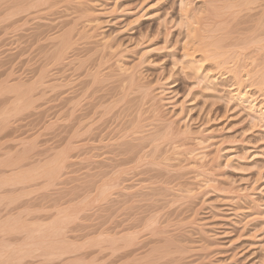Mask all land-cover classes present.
<instances>
[{
    "label": "rangeland",
    "instance_id": "1",
    "mask_svg": "<svg viewBox=\"0 0 264 264\" xmlns=\"http://www.w3.org/2000/svg\"><path fill=\"white\" fill-rule=\"evenodd\" d=\"M190 1H192L191 5L201 13V18L206 17L207 15V18H215L214 14V17H211L213 16L211 15L212 12L210 13L212 7L209 9L207 7L209 6L208 3L210 0ZM225 1L219 0L217 2L218 10L221 11L220 13H224V15L226 14L225 18H244V11L240 9L241 6L238 2L237 6L235 5L236 2H233L232 0H228V2L227 0ZM229 1H231V4L234 6H231ZM226 3H229L227 5L228 7L226 6V9L224 8L226 11H222L223 6H225ZM253 5L256 6V4ZM90 6L91 8H94L92 10L95 12H100V29L98 28L99 30L96 33L98 35L95 36L96 39L92 38L94 40L90 39V41L87 37H85L84 40L82 39L80 41L82 42L80 44L81 48L84 46L89 47V45L92 47L95 45L94 42L96 41V46H99L105 38L109 39L106 41H110V44L112 43L114 47L115 44L116 46H119L115 47L120 48L119 51L117 50L119 53L121 51V55L119 54L117 56H121V58L125 60L126 65L133 66L135 64L138 66L137 74L140 82L142 81L144 84L147 83L148 85L150 84V86H154L157 93L163 90L164 102H162V107H160V109L162 108V111H160L159 115L155 114L152 110V101L145 102L144 106L141 107L139 105H143V100L145 99L141 100V98H139L136 100L139 101V107L137 108L136 106L138 102H134L137 104L133 108H136L138 111V108H142L143 110L141 111L140 109L139 111V114L142 112L139 116H141V120L144 122L143 124L148 123L149 126L147 128L150 129L157 125H163L164 120H174L176 128L184 130L187 128L194 135L210 136V142L213 144V147L209 150L211 153H215V151H217L216 148L221 151L219 153L220 166L215 172L216 181L217 178H219L217 182L215 181V183H218L216 184L217 186L215 185L217 190L214 187L210 188L211 190L208 189V193L206 191V194H202L194 200L186 197L179 198L181 201L179 200L177 202H182L183 205H185L184 207L182 203H179V206L178 203H175L177 206L174 204L175 206H173V208L177 207L176 209H179V211L181 209L183 210H181V213L177 216L174 215L175 218L177 217L176 220L173 216L170 218V222H172L171 226L168 227V232L170 230V232L174 234L173 236L171 234V236L175 239L177 238V241L175 245L176 247L173 246L175 252L167 257L168 259L166 258L164 260H167L168 264H264V128L261 126V123H255L251 118L248 102H242L232 94L233 89L237 85L236 80H234L235 77L232 75L233 73H226L227 69L224 67L220 68L221 66L217 65V63L214 64L212 62L213 59H202L201 54H197L193 61L191 58L184 57L183 48L185 41L188 38V25H186L188 23H186L187 21H185L186 19L183 16L181 0H94ZM147 8V14L142 16ZM256 10L252 9L250 13L254 14V11L256 12ZM231 11L234 12L229 16V13H232ZM249 18H251V15ZM54 19L56 20L51 22V18H45V22L52 24L53 22L56 23L57 20H60V18ZM11 20L13 21V19H10L8 22L5 21L4 18H0V83L8 80L9 84H15L16 82L30 84L32 81L37 80V75L40 74L41 67H45L47 62L46 57L48 58V55L46 52L50 46L49 41L46 40L47 37H44L41 42L39 40V44L35 41V34H38L39 29L44 30L46 28L45 24L47 26V23L42 22L44 20L40 21L39 19L37 21L36 19L30 18L27 22L21 21L18 24L14 23V25ZM22 23L23 25H21ZM40 24H43L42 26L45 28L43 29ZM69 25L71 24H68V26ZM240 25L241 24L238 26L237 24L235 25L238 27L237 29L234 26V31L236 33H238V31H245V29L240 30L242 28V25ZM39 26L41 28H39ZM4 27L8 28V32H6ZM35 29L36 31L34 32ZM47 29L48 28L45 30ZM41 30H39V33L43 32ZM53 32L54 31L51 30L49 33L53 34ZM102 36L103 38H101ZM98 39L102 41L99 43ZM42 41H47L45 42L47 44L42 43ZM87 42L88 44H86ZM242 52L244 53H239L240 59L237 58V55H234L233 60H235L234 57L237 56L236 62H238V64L241 61V63H249L251 56H249L250 54L248 53L250 52ZM244 55L248 58L247 60ZM239 60L241 61L239 62ZM77 61H75L76 63L74 62V65L73 63L71 66L70 63L68 66L65 65L66 67L59 63H56L58 66H53L52 64V66L47 69L50 72L48 73V71H46L48 74L46 75L47 77L49 76V78H45L49 79V83L51 79L50 77H52V79L56 78L61 86L55 85V87L57 86L56 89L55 87H53L54 89H51V86L45 87L46 85L43 86L46 89H42L41 86L40 88L42 91L39 88L37 90L39 93L37 94L41 95V93H45L44 95H41V97H44L41 98L37 96L38 101H35L36 104L34 103V105L31 103L34 105L33 107H30L29 109L24 108L25 110L22 109L24 110L23 112L22 110L17 113L12 112L14 115L7 116L8 120H4L0 117V146L3 144L2 147L4 148H2V151L0 150V153L2 152V155L0 154V163L1 161L6 162L7 160L8 163L14 162L16 158H18L16 155L17 153L24 152L29 148L28 152L26 151V155L27 153H30L28 154V156H30H27L28 160L24 162L26 167L29 168L31 165L36 166V164L41 165L43 162L46 163V160L48 162L50 161L48 165H53L54 163L51 162H56V157L58 158L66 149L68 150L67 141L70 136L75 133V130L73 129H75V123H77L78 119L75 118V121H73L74 123L70 122L72 126L70 125L68 112H66V107L68 106L66 101L69 96L66 95H68L70 91L72 92V90L78 91L82 89L83 83H81V81L83 80V77L85 78V76H83L84 73H86L85 70L91 67L90 60L83 64L84 68L80 66V62ZM233 62L235 61H232L231 63ZM244 63L241 65L243 66ZM216 66L220 68V70ZM51 74L54 75V77ZM47 81L48 80H46L45 83H47ZM66 81L70 82L69 85L63 86L64 84L62 85V83H67ZM79 81L81 83L80 85ZM256 89H251V94L255 93L254 97L257 98V102L260 101L259 104H264V100L260 96L261 93H259L260 91ZM73 92L72 94L75 95ZM80 92L81 90L78 93L80 94ZM4 93L7 95L4 96ZM78 93L76 92V95L79 96ZM72 94L70 97L73 96ZM64 96H66V98ZM13 97V92L8 94L7 91H2V93H0V99L2 98L0 100V111H5L4 108H13ZM134 111L133 116L135 117L137 111ZM157 116L160 117L158 118L161 122L158 121ZM1 118L4 121L1 120ZM110 123L107 122V124ZM69 125L73 127L72 130L71 127L68 128ZM75 139L74 141L76 143L74 144L76 145L80 144L82 141L79 137H76ZM83 148L80 145L79 148L76 147V149L72 151V155L75 153L76 156H78V158H76L77 160L74 159V154L72 162H66L61 170L62 173L60 172L61 175L53 180L49 179L51 182L47 181V177L44 176L46 178L45 181L44 177L41 176L36 179L37 183L36 181L28 183L30 186L24 184L25 186L22 185V188H20L21 185L16 186L17 188H11L12 186H6L4 189L2 188L3 192L7 190L8 194L11 193V195L13 194L17 198L19 197L22 199L15 198V201H13L14 199L12 200V204H10L9 201L7 202L8 199H6V205L9 203L10 206L8 205L7 208L6 205H3L5 203L0 206L1 208L6 207L7 211H3L2 213L4 217L7 216L6 214H8L9 211V213L12 212L14 216H17V210L21 211L20 214H18L22 217L24 216L23 214L29 215L30 213L28 212L30 211L26 213L23 212L29 206L28 208H31L29 210L33 209L31 212L32 216L30 215L32 219L34 218L35 222L38 219V221L40 220L39 222L42 221L41 223L45 221V225H47L52 219H58L62 208L70 209L77 207L80 211L78 210L76 216L73 217L74 219L71 218V221H67L62 229L64 231L65 239H68L63 240L65 245L67 244L66 242L70 241L69 246L71 245V248H69L68 251L71 252V254L65 253L67 256L64 254L65 256L62 255L60 257H57V255L54 256L53 254L52 256V250H50L49 245H47L50 242H47L45 245L48 252L44 251L46 247L45 249L41 248L44 246H41V249L38 248L37 250L35 249L37 245L34 247L33 243L28 245L25 243L23 244L22 240L26 241L25 237H27L25 231L22 233L21 231H10V233L7 231V233L0 230V248H5V252L3 249H0V251H2L0 253L3 254H0L1 257L3 256L2 263L0 264H18L19 261L21 262L19 264H66L67 262L68 264H138V257L141 256L142 260L140 259V261H143L144 255H147L146 253L151 249L149 246H151V244L153 246L155 243L148 241L149 236L147 235L146 237H143L145 240L137 246L138 250L136 253L139 251L141 255L139 253L140 256H138V254L137 256L132 255L137 257L138 260L129 256V238L127 239V237H129V217L132 216L134 219L139 218L141 215L139 214V209L142 208V211L144 206L143 203H145L142 201V206L141 204H138V201V203L136 202L135 204L130 200L131 208L129 207V184H131L129 182L133 181V185L135 183V185L138 184V181H134L133 179L129 180V164L120 167L113 166L115 161L112 160V158L115 159L114 151L112 152L113 149H109V147H107V150L104 146L103 148L102 146L99 147L97 150H94V152L91 147H89L90 149L87 150V153L88 151H91V153L97 155H95V158L93 159L94 161L92 160L93 162L90 161V163L88 162L87 164L86 162L83 163V160H80V158L84 157L81 155L86 153V149L84 148V151ZM11 150L12 152H9ZM13 151L16 152L13 153ZM8 154L11 155L9 156ZM65 154L66 153H64V155ZM19 155L20 154H18V156ZM2 158L3 160H1ZM171 161H173L171 164L175 166L172 168L175 172L172 170L171 172L173 174H167L168 177L175 180V183L173 182L174 184L180 182V185L178 186L184 185L182 181L187 184V180H190L189 177L193 176V173L186 172L184 169L183 173L180 171V176L179 173H176V169L186 163H183L184 161H181V163L175 159L167 160L166 162L169 164ZM6 168L7 167L1 168V171H4L2 169ZM117 168L126 169V173H114L115 169L116 171L118 170ZM105 169L108 170L103 171ZM7 170L5 173L9 174L10 167H8ZM179 170L181 169L179 168ZM94 174H98L97 179L96 176L93 177ZM187 174L189 176H187ZM111 181H113V184L115 185L113 188H116V192L114 191L115 189H112L114 193L109 194L110 198L108 195L101 196L103 194L101 193V187H103L104 183ZM29 187H32L33 189H30ZM121 188H126L127 190H125L128 192L124 191V193L121 191ZM11 189L13 192L15 191V193H13ZM223 189L232 191L238 190L239 193H243L240 195L239 199L236 198L231 200L226 198L227 195H224L226 192ZM18 192H23V194ZM20 195L22 196L20 197ZM168 197L170 198L169 195ZM15 202H17V205H13ZM28 202L33 203L30 204ZM138 205H141V208ZM132 208L133 210H131ZM165 211L166 210L162 211L163 219H161L163 221L161 220V222L166 225L169 216L167 217V214L164 215ZM191 211H198L196 216L198 224L197 222L193 224L188 222L190 220L188 217H192V214L194 213ZM135 215L138 217L135 218ZM30 216H28L29 218L27 216H24L26 218H23L27 220L31 218ZM183 217H187V219ZM138 220L134 221L138 223ZM183 220L187 222L183 223ZM31 221L33 222L34 220ZM134 221L133 223H135ZM173 224L175 226H173ZM176 226L178 227V230ZM199 227H201L200 229L202 231ZM60 242H62V240ZM92 242H101V244L98 243V245L96 243V245ZM81 243L85 244L87 247H85V245L81 246ZM21 244L24 247L27 246L30 251L25 249L23 253L22 250L20 252L24 256L28 255L29 252V257H24L19 250L16 249L17 247H20L19 249L23 248L21 247ZM31 245L34 250H32ZM61 245H64V243L62 242ZM65 245L62 247L67 250L68 248H66ZM201 246L211 247L210 249H207L206 247ZM180 247L181 249H179ZM15 249L18 251V254H14L16 252ZM147 249L148 251L146 252ZM73 250L76 251L74 252ZM183 251L186 252L183 254ZM37 252H40L41 254H38ZM174 253L175 258L173 257ZM148 254L152 255L149 252ZM31 255L35 256L31 257ZM18 256L23 258L20 257L19 259ZM10 258H13L12 261H10ZM52 258L55 259L52 260ZM165 261L164 263H166ZM159 262L161 263V260H159ZM159 262L156 261L158 264Z\"/></svg>",
    "mask_w": 264,
    "mask_h": 264
},
{
    "label": "bare ground",
    "instance_id": "2",
    "mask_svg": "<svg viewBox=\"0 0 264 264\" xmlns=\"http://www.w3.org/2000/svg\"><path fill=\"white\" fill-rule=\"evenodd\" d=\"M93 1L94 0H0V18H4L5 21H8V22L10 19H13L14 22L11 20L12 24H14V23L18 24L21 21L27 22L30 18L36 19L37 21L39 19H40V21L44 20L42 22H45V18L46 19L51 18V22L56 20L54 18H60V20H57L56 23L53 22L52 24H48V22H45V23H47V26H48L47 27L45 24V27L48 28L47 30H45L46 29L45 27H44L45 29L43 28V26H42L43 24H40L44 30L39 29L43 32L40 31L41 33H39V30H38V34H35L36 35L35 41H37V43L39 42V40L41 42V40L44 37H47L46 40L49 41V45H50L49 49L46 52V54L48 55V58L46 57V60H47L46 65H45V67L44 66L41 67L40 74L37 75L38 78L36 77L37 80L35 79L36 81H32L30 84L22 83V82H18V83L16 82L15 84H9L8 80H6L3 83L2 82L0 83V93H2V91H5V92L7 91L8 94L10 92L11 93L13 92V94H14V97H13L14 99L12 102V103H14L13 108H10V109L4 108L5 111H0L1 112L0 117H2L4 120H8L7 116L14 115V114H12V112L17 113L18 111H20L24 108L29 109L30 107H33L36 104L35 101H38L37 96L41 97V95L45 94V93L44 94L41 93V95L37 94V93H39V92H37V90L41 86H42V89L43 88L46 89L45 87H49V86H51V89H54L53 87H55V85L61 86V84L58 82V79L56 80V78H53L54 79L53 80L52 77H50L52 79V81L50 79V83H49V79L45 78L48 75L46 71H48L47 69L50 68V66H52V64H53V66L54 65L56 66L58 63L62 64L63 66H65V65L68 66V64L70 63V66H71L72 63L74 65L76 63L75 61L78 60L80 62V66L83 67V64H85L86 61H88V60L91 61L90 62L91 67L89 66L90 68L89 69L87 68L88 70L86 69L87 66L85 67L86 73H84V75H83V76H85V78L83 77V80L81 81V83H83L82 84L83 87H82V89H80L81 90L80 94L78 93L80 90H78V89H77L78 91L72 90V92L74 91L73 93H75V95H76V92L79 94V96L76 95L78 98L74 94H72L71 91L68 93V95H66V96H69V97H67V101H66L67 105H68V106L66 105L67 106L66 112H68L69 123L75 121L74 120L75 118L78 119L77 123H75V127H74L75 129H73V127H71L72 126L71 123H70L71 126L70 125L68 126V128L71 127V130L72 129L75 130V133L73 132L74 134H72V136H70V138L67 141L68 150L66 149L67 152H66V150L64 152L66 154L64 155V153H63V154H60V156L58 158L56 157V162L54 160H53L54 162H51V163H54L53 165L52 164L48 165L50 163V161L48 162L46 160V163L43 162L45 164H43V163L41 165L36 164V166L31 165V167L28 168L25 166L26 164L24 165V162L27 161L28 160L27 158L30 156V155L28 156V154H30V153H27V155H26V151L28 152V150H29V148L27 146L28 150H26L24 152L22 151L23 153L21 152V153L16 154L18 158H16V160L14 162L9 161L10 163H8L7 159H6L7 161L5 160L6 162L1 161V163H0V173H1L0 174V206L3 203H5L3 205H6L8 201L10 204H12L11 203L12 200L14 199L13 201H15V198H17L13 194H12L13 195L12 196L11 193L8 194L7 190H6L7 192L4 190L6 193L3 192L2 188L4 189L6 186H12L11 188H13V187L17 188L16 186H18V185L19 186L21 185L20 188H22V185L25 186L26 184H28L30 182L32 183V181H36V179H38V177H41V176L47 177L48 178L47 181L51 182L50 181L51 179L53 180L54 178H57L59 175H61L60 172L62 173L61 170L65 166L66 162L67 163L72 162L74 154H75L74 153L72 155V151L74 149H76V147L79 148L81 145L82 148L84 147L86 149V151H85V149L83 148L86 153L83 152L85 154H83L81 156H84V157L80 158V160H83V163L86 162V164L88 162L90 163V161L93 162L95 155H97L95 153H91V151H88V153L90 152L88 154L87 150L90 149L89 147H91L93 152H94V150H97L101 146H102V148H103V146H104V148L106 147V149H107V147H109V149L112 148L113 149L112 152L114 151V154H115V157H114L115 159L112 158V155H111V158L113 161L115 160L114 164H116V165L113 164V166H116V167L119 166L120 167L122 165L129 164V180L133 179L134 181H138L137 185H135L136 183L133 185V183H132L133 181L129 182V183H131V184H129V207L131 208V205H130L131 201L130 200H132L135 204L138 201L139 203L138 202L137 203L141 204V205L143 202H145V203H143L144 206L142 205L143 206L142 211H141L142 208L140 207L141 205L140 206L138 205L141 208V209H139L140 210L139 214H141L142 216L140 215V217L137 219H134V217H132V216H130L132 218L129 217V237H127V235H126L127 239L129 238V256H132V255L137 256L138 253L140 254L139 251L136 253V251L138 250L137 246L140 245L145 240V238H143V237H146L148 235L149 236L148 241H152L155 243L153 246L150 243L152 247L151 246H149V247L151 249H149V251H148V249L146 250V252L148 251L152 255H149L147 252L146 253L147 255H144V257H143L144 258L143 261H140L142 256L138 257V259H139L138 264H158V263H156V261L159 262V260H161V263L159 262V264H168V261L167 260L165 261L164 259L169 257L173 252H175L173 249L174 248L173 246L176 245V241H177V238L175 239L172 237L174 234H172L170 232V230H169L170 234L168 232V227L171 226V222H172V221L170 222V220H171L170 218L172 216L175 218V216L180 214L181 213L180 211L183 210V209H181L179 211V209H176L177 207L176 208L174 207L175 208L174 209L173 206L176 205L175 203H178L177 201L180 200L179 198L186 197L188 199L194 200L197 197H199L200 195L206 194V191L208 193V189L213 188V187L215 188L217 186L216 184H218V183H215V181H216L215 172H216V169L220 166L219 165V155H220L219 153L221 151H219L220 149L218 150V148H216L217 151H215V153H211L209 150L213 147L212 146L213 144L210 142V139H209L210 136L206 137L205 135H194L187 128L185 130L181 129V128H176L174 125V120H171V119H168L166 121L164 120L163 121L164 124L162 123L163 125H161V126L157 125V126H154V128L151 127L149 129V128H147L149 126L148 123L147 124L145 123L146 126L144 127L145 124H143L144 122L141 120V116H139L142 113L141 112L139 114L140 109H141V111H143V110H142V108H138L139 109V111H138L136 108L139 106H141V107L144 106L145 102H147V101H152L151 108L155 112V114L159 115L160 111H162V108L160 109V107H162V104H163L162 102H164L163 90L160 91L159 93H157L154 86H150V84L148 85L147 83H146L147 84L146 85V84H144V82L142 83V81L140 82L139 78H138V74H137V69H138L137 67L138 66H136L135 64L133 66L126 65L125 60L123 58H121V56H117L121 53V51L119 53L118 51L120 50V48H115V47H119V46H116V44H115V47H114V45H112V43L110 44V41L109 42L106 41L109 39L105 38L104 41L99 40V39L103 38V36H102L101 38L98 39L99 43H100V41H102V43H100L101 46L99 44H98L99 46H96L97 41L95 40L96 42H94L95 43V45H93L94 47L93 46L91 47L89 45V47L84 46L83 48H81L80 44L82 42H80V41L82 39L84 40L85 37H87V39H89V41H90V39L94 40L92 38H95V36L98 35L96 33L100 29L99 28L100 12H95L94 10H92L94 8H91L90 5L92 4ZM210 1H209L210 4L207 2L209 6H207V5L206 6L208 7V9L212 7L210 13L212 12L211 15L214 14L215 18H209V17L207 18L208 15L207 16L205 15L206 17L201 18L200 17L201 13L191 5L192 1L181 0V8H182V12L184 14L183 16L186 19L185 21H187L186 23H188V24H186V25H188V28H187L188 38L185 41L184 48H183L184 49L183 50L184 57L185 58L186 57L191 58L193 61V60H195L194 58L197 56V54H199V55L201 54L202 59L203 58H204V60H208V59L212 60L213 59L212 62L214 64L217 63V65L221 66V67L219 66L220 68L224 67L227 69L226 73H230V74L233 73L232 75H234V77H235V79H234V77H233V79L236 80L237 85L233 89L232 94L234 96H236L242 102H248L249 106L248 105L247 106L250 108L251 118L253 119V121L255 123H261L262 124L261 126L264 128V104H262V103L259 104L260 101L257 102V98L254 97L255 93L251 94L252 91H250L251 89L253 90V89L257 88L256 90L260 91L259 92V93H261L260 96L264 100V0H232L233 2H236L235 5H237V2H238L239 5L241 6L240 9L242 11H244V15H243L244 18H225L226 14L224 15V13L222 14V13H220L221 11L218 10L219 8L217 6L218 5L217 2L219 0H210ZM221 1H223V0H221ZM227 2H228V0H227ZM229 2L231 4V1H229ZM228 4L226 3V5L223 6L222 11H226V10H224V8L226 9V6ZM253 4H256V6H254ZM221 6H222V4H221ZM231 6H234V5L231 4ZM229 7H230V5H229ZM252 9H255V10L258 9V10H256V12L254 11V14H253V13H250V11H252ZM147 11H148V8L145 9L142 16H145L147 14L146 13ZM231 12L232 13H229V16H230V14H233L234 11H231ZM218 13H220V14H218ZM221 14H222V16H221ZM214 15L211 17H214ZM223 15H224V17H223ZM250 15H251V18H249ZM42 18H44V19H42ZM8 24H10V23H8ZM12 24H10V25H12ZM68 24H71V25L68 26ZM236 24H237V26L239 24H241L242 28L243 27L244 28L243 29L241 28L240 30L245 29V31L244 32L238 31V33H236L234 31L235 27H236V29L238 28L237 26H235ZM21 25H23V23ZM38 25H39V23H38ZM5 26H7V25H5ZM41 27L39 26V28H41ZM4 29H6V32H8L7 31L8 28L4 27ZM51 30L54 31L53 34L49 33ZM35 31H36V29L34 30V32ZM4 36H6V35H4ZM45 42H47V41H44V42L42 41V43L47 44ZM91 42H93V41H91ZM86 44H88V42ZM79 45H80V47H79ZM76 51H78V52H76ZM242 51L250 52L248 54H250L249 56H251L250 62L249 63L243 62L244 63L243 66L241 65V64H243V63H241L242 62L241 60H239V62L241 61L239 64H238V62H236L237 56H238L237 58L240 59L239 53H242V54L244 53ZM234 55H237L236 57H234L235 60H233ZM122 56H123V53H122ZM241 56H243V55H241ZM245 58H246V60L248 59L246 56H245ZM242 60H243V58H242ZM246 60H244V61L247 62ZM232 61H235L236 63L235 62L231 63ZM220 68H218V69L220 70ZM49 72L50 71H48V73ZM52 76L54 77V75H52ZM60 77H62V76H60ZM47 78H49V76ZM46 80H48L47 83H45ZM7 81H8V84H7ZM69 83L70 82H67V83L64 82V83H62V85L63 84H64L63 86L69 85ZM81 83L79 81V85ZM43 86H45V87H43ZM56 87H55V89H56ZM80 88H81V86H80ZM42 89H41V91H42ZM69 90H70V88H69ZM71 94L74 97L73 96L70 97ZM3 95L5 96L7 94L4 93ZM66 96H64V97L66 98ZM42 97H44V96H42ZM75 98H76V100H75ZM139 98H141V100H143V99L146 100V101L143 100L144 101L143 105H139V101H136ZM7 100H8V98H7ZM135 101L138 102V104L136 103L137 104L136 108H133L136 105L134 103ZM261 102H263V101H261ZM31 103H33V104L35 103V104L33 105ZM7 107H8V105H7ZM133 109L136 110L137 112L134 111ZM24 110H22V112ZM133 111L136 112V114L138 113L137 114L138 116L135 114V117H134ZM77 113H78V115H77ZM76 115H77V117H76ZM158 117L159 116H157V119L159 121L160 117L159 118ZM2 118H1V120H3ZM5 118H7V119H5ZM108 120H110L111 123ZM161 120H163V119H161ZM144 121H146V120H144ZM107 122L110 124H107ZM159 122H161V121H159ZM3 124H5V123H3ZM153 125H155V124H153ZM69 133H71V132H69ZM209 134H212V133H209ZM75 136L77 138L79 137V139L83 141V142L81 141V143L78 144L79 146L74 144V143H76L75 142L76 141ZM74 139H75V141H74ZM2 145L3 144H1V146H0L1 151L3 148ZM26 145H28V144H26ZM26 145H24V146H26ZM33 147H34V145H33ZM9 152H12V150ZM14 152H16V151H13V153ZM115 152H117V153H115ZM0 154L2 155V152ZM18 154H20V155L18 156ZM114 154H113V156H114ZM62 155H63V157H62ZM76 158H78V156H76V154H75L74 159H76ZM172 159L178 160L180 162L184 161L183 163H186V164H182L181 166L178 165V166H180L179 168L181 170H179V168H177L176 169L177 174L178 173L180 174L181 173L180 171H182V173H183L184 169L186 172L193 173L192 174L193 176L189 177L190 180H187L188 181L187 184L184 181H182L184 184L183 186L181 185L182 187L178 186V185H180V182L176 181L178 184L177 183L174 184L175 180H173V178H171V177H168V175L170 173H172L171 171L173 170L172 168L174 165L171 164V163H173V161H171L169 164L166 161L167 160L169 161ZM1 160H3V158ZM42 160H44V159H42ZM95 162H97V161H95ZM180 162H179V164H180ZM2 165H3V167H2ZM5 167H7V168L10 167V170H9L10 173L9 174L5 173L7 168L2 169L4 171H1V168H5ZM106 170H108V169H105L103 171H106ZM114 171H113L114 173H118V172L119 173H121V172L126 173V169H124V168H120L117 171L115 169ZM113 172H112V174H113ZM173 172H175V170H173ZM87 174H89V173H87ZM97 175L94 174L93 177L96 176V179H97ZM180 176H181V174H180ZM183 176H184V174H183ZM187 176H189V175L187 174ZM45 177H44V179L46 181ZM118 179H120V178H118ZM177 179H178V176H177ZM218 179L219 178H217V181H218ZM90 180H91V178H90ZM113 181L104 183L103 187H101L102 188L101 193H103L105 195L102 194L101 196L108 195L110 198L109 194L114 193L112 189H115L114 191L116 192V188H113V187H115V185L113 184ZM36 183H37V181H36ZM27 186H30V185L28 184ZM27 186H26V188H27ZM176 186H178V187H176ZM220 187H222V186H220ZM220 187H218V188H220ZM117 188H119V187H117ZM122 188H121V191H123V192L127 190L126 188H124V189H122ZM212 190H214V189H212ZM224 191L226 192V194H224V195L225 196L227 195L226 198H229L231 200L236 199V198L239 199L240 195L243 193V192L239 193L238 190H236L237 192L232 191V190H228V189H226ZM12 192H13V190H12ZM20 192H18V193H20ZM23 192L20 194H23ZM26 192H28V191H26ZM126 192H128V191H126ZM13 193H15V191ZM221 193H222V189H221ZM168 195L170 196V198L168 197ZM18 196H19V194H18ZM21 196L22 195H20V197ZM147 196L148 197L150 196V197L148 198ZM6 199H8L7 202L5 201ZM19 199H21V198H19ZM9 203H8V205H9ZM28 203H30V202H28ZM31 203H33V202H31ZM179 203H178V206H179ZM14 204L17 205V202L13 203V205ZM8 205H6L7 208H8ZM182 205H183V203H182ZM182 205H180V206H182ZM184 206L185 205H183V207ZM11 207H12V205H11ZM28 207L26 208V210L24 208L25 211H23L24 213L30 211V212H28V213H30L29 215L23 214L24 216H27V217L30 216L32 214L31 212L33 211V209L29 210L31 208H28ZM133 208H134V206H133ZM133 208L131 210H133ZM63 209L64 208H62V211H60L61 214L58 217V219H56V220L52 219L49 224L45 225V221L43 223H41L42 221L39 222L40 220L38 221V219H37L35 222V219L34 218L32 219V217H31L32 215L30 216L31 217L30 219H27V220L24 219L26 217L23 216L24 217L23 218L22 216H20L19 214L21 211H19V210H17V212L19 213V214L17 213V216H14L12 212L9 213L10 212L9 211L8 214H6L7 216L4 217L2 213H3V211H7L6 207L5 208L0 207V230L1 231L3 230L4 232L8 231L9 233H10V231L11 232L21 231V233L23 231H25L26 232L25 234H27L26 235L27 237H25L26 241L22 240L23 244L25 243L28 245V244L33 243L34 247H35V245H37L35 248L37 250H38V248L39 249H41V248L45 249V247H46L45 245L47 244V242H50L51 244L49 243L47 245H49V247H50L49 249L52 250L51 251L52 256H53V254H54V256L57 255V257L58 256L60 257V256L64 255L65 253L71 254V252L68 251L69 248H71V245L69 246L70 241L66 242L68 244V246H67V244L65 245V242L63 240H68V239H65L64 231L62 229L65 226V223L67 221L69 222V220L71 218L74 219L73 217L76 216V213H78L77 211L79 209L77 207H73L70 209L68 208V209H64V210ZM163 210H166L164 215L167 214V217L169 216L168 219L166 217L167 222H168V223L166 222L167 223L166 225H165V223L161 222V220L163 219V217H162V211ZM13 211H14V209H13ZM35 211H36V209H35ZM131 212H133V211H131ZM197 212H194L192 214V217H190V216L188 217L190 219V220L188 219L189 220L188 222L190 224L197 222L196 221V218H197L196 216L198 214ZM137 215H138V213H137ZM137 215H135V218L138 217ZM2 216H3V218H2ZM182 216H180V217H182ZM36 218H38V217H36ZM176 218H175V220H176ZM183 218H185V217H183ZM185 219H187V217ZM31 220H34V221L32 222ZM132 220L133 221L138 220L137 221L138 223H136V221H134L135 223H133ZM179 222H178V224H179ZM185 222H187V221H184L183 223H185ZM46 223H48V222H46ZM197 224H198V222H197ZM173 226H175V225L173 224ZM176 228L178 230L177 226H176ZM200 228L201 227H199V229ZM173 229H175V228H173ZM203 230H204V228H203ZM171 234H172V236H171ZM13 235H14V233H13ZM60 237H62L64 239H62ZM98 237H99V235H98ZM113 238H115V237H113ZM61 240L64 243L65 247L68 248L67 250L64 247H62L64 245H61L62 244V242H60ZM94 241H96V240H94ZM52 242H53V244H52ZM72 243H73V240H72ZM92 243H94V242H92ZM96 243L101 244V242H96ZM96 243H94V244H96ZM150 244H148V245H150ZM17 245H20V244H17ZM82 245H85V244L81 243V246ZM148 245H146V246H148ZM41 246H44V247H41ZM21 247H23V248H21V249H19L20 247H17V248L14 247V248L19 250V252L22 250V253L24 252L25 249L26 250L28 249L27 251H30L29 248H27V246L24 247L21 244ZM85 247H87V246L85 245ZM85 247H83V248H85ZM181 247L179 249H181ZM201 247H206L207 249H210L211 246L210 247L201 246ZM206 248H204V249H206ZM0 249H3V251H4L5 248L3 247ZM16 249H15V251L17 253L14 251L15 252L14 254H18V251ZM30 249H31V247H30ZM46 249H47V247H46ZM46 249L44 251L48 252V249L47 250ZM32 250H34L33 246H32ZM182 250H183V248H182ZM184 250H186V249H184ZM73 251L75 252L76 250H73ZM0 252H2V251H0ZM185 252L183 251L182 253L184 254ZM37 253L39 254L40 252H37ZM0 254L3 255L2 253H0ZM139 254H138V256L141 255V254L140 255ZM10 255H12V254H10ZM28 255H29V252H28ZM28 255H25V256L27 257ZM33 256H35V255H33ZM33 256L31 255V257H33ZM2 257H1L0 263H2L1 262ZM20 257L21 256H18L19 259H20ZM132 257L135 258L136 260H138L137 257H135V256H132ZM173 257L175 258V253H174ZM21 258H23V257H21ZM55 258H52V260ZM12 259L10 261H12ZM56 259H58V258H56ZM50 261H51V259H50ZM164 261L166 263H164ZM16 262H18V261H16ZM19 263H21V262L19 261L18 264ZM66 264H68V262ZM74 264H76V263H74ZM85 264H87V263H85ZM195 264H197V263H195Z\"/></svg>",
    "mask_w": 264,
    "mask_h": 264
}]
</instances>
